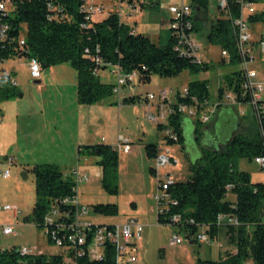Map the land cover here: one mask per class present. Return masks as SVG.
Wrapping results in <instances>:
<instances>
[{
  "label": "trees",
  "instance_id": "trees-1",
  "mask_svg": "<svg viewBox=\"0 0 264 264\" xmlns=\"http://www.w3.org/2000/svg\"><path fill=\"white\" fill-rule=\"evenodd\" d=\"M3 1V0H2ZM8 12H0V23L9 26L6 41L0 42V59L8 61L15 58H36L43 65L69 64L77 72V100L82 105L98 104L114 93L115 85L102 82L100 72L110 66H119L125 75L138 73L140 81L151 82L154 74L171 78L183 71L192 74L207 72L211 62H197L194 57L181 55L175 48L174 35L167 45L159 46L152 40L136 32L120 21L117 13L112 12L104 20L88 17L81 8L86 0H4ZM134 0H122L131 3ZM142 11L146 8L157 9L159 0H137ZM193 7L206 15L210 0H191ZM233 1V0H231ZM256 3L259 0H253ZM50 3L54 9H50ZM124 5V4H123ZM61 9H63L61 11ZM237 12V10L235 11ZM222 16L224 15L221 13ZM251 23H264V12L249 16ZM202 20H197L195 28L205 40L228 50L231 61L223 58V64L239 63L234 42V32L230 21L221 17L211 21L207 32L200 28ZM137 25V23H136ZM25 39L21 45L20 39ZM97 59L101 62L98 63ZM6 71V68L3 67ZM0 87V99L10 98L17 93L16 86L9 83L5 76ZM245 75L240 70L225 77L223 86L218 89L219 98L227 90L237 93L243 91ZM131 83V82H130ZM188 96L176 95L174 107L179 103H210L212 95L208 80L191 81L187 86ZM242 100V99H241ZM241 102L247 103L245 99ZM125 104H134V97L124 99ZM184 115L172 113L167 124L159 123L161 129H172L178 139L164 137L165 145H184ZM241 119L233 126L223 143L202 148L200 158L190 162L189 177L175 183L167 190L168 207L164 213L158 210L160 224L178 225L185 229L188 238L198 242L199 228L205 227L213 235L225 234L227 242L234 246L217 260L199 259L184 264H264V183H253L251 175L239 168L241 160L253 161L264 153V137L256 124L250 135L236 132L244 124ZM202 123L194 120L195 135L199 141L203 135ZM149 158L159 155V146L146 147ZM79 156H95L102 168V185L107 193L116 195L118 152L111 145H81ZM35 178L36 202L31 215L25 220L43 228L51 204L71 196L74 182L64 177L63 171L55 164H38L25 169ZM151 173L157 176L156 167ZM231 186V190L227 187ZM229 191L235 193V202L226 200ZM60 210H64L63 207ZM96 210L106 215L116 212L115 205H99ZM226 214L235 217L239 224L226 221L217 223V217ZM175 215L179 220H173ZM69 218L66 219L68 222ZM58 254L22 255L18 248L0 249V264H59ZM79 264H116L113 250L107 252L103 260L83 259Z\"/></svg>",
  "mask_w": 264,
  "mask_h": 264
},
{
  "label": "rangeland",
  "instance_id": "rangeland-1",
  "mask_svg": "<svg viewBox=\"0 0 264 264\" xmlns=\"http://www.w3.org/2000/svg\"><path fill=\"white\" fill-rule=\"evenodd\" d=\"M211 2L216 3L215 0ZM107 4L109 8L103 13L95 15V19L104 20L111 11L119 12L117 9V5H121L119 0ZM256 9L258 13L264 12V0L257 2ZM199 15L200 20H202L200 28L203 32H207L211 21L215 20L218 12L214 7L208 9L207 15L200 10ZM171 16L167 3H162L157 9L146 8L140 13L132 15L129 14L126 7L121 10L123 23L130 27H136L138 34L149 37L152 42L159 46L167 45L170 40ZM253 30L254 37L258 38L260 31L264 30V23H257ZM201 34L196 32L194 36L202 44L204 57L211 62L209 71L199 74L183 71L180 75L171 78L154 74L149 83L141 82L137 73L131 83L122 86L120 93L106 99L103 104H100L101 106H94L95 108L86 106L85 109H94L95 113L94 110L91 112L96 115L92 113V124L79 138L81 145H117L121 136L129 139L132 143L133 150L131 152L118 151L116 179L118 193L116 195L107 193L103 188L102 168L97 163L98 158L91 155L78 156V145H74V140L77 138L76 127L57 128L51 119L56 116L57 100L55 98L62 94L65 98L64 101L69 100L72 94L74 95L77 91L75 68L69 64L46 66L41 63L42 81L35 83L30 77L28 58H15L5 62L6 69L12 73L17 82V94L10 98L0 99V105L4 106L8 101H12L10 111L24 115L34 104L44 105L47 114L46 121L36 117L31 120L20 118L23 129L19 133L16 132L18 141L13 140V142L9 141L0 145V204L15 205L20 210L17 218L13 212H0V249L26 248L33 249L35 253L46 255H54L60 252L58 246L49 242L42 228L25 220L33 211L36 202V189L33 173L25 172L27 175L25 177L22 174L25 168L55 161L61 162L62 165L60 166L63 173L71 170V168H76L79 163L81 165L80 173L86 172L90 176V181L80 187V200L81 204L89 209L91 220L97 223L124 224L135 218L139 224L143 225L142 239L137 241L136 251L133 254L137 264H184L194 263L199 259L217 260L225 252L234 249V246L227 242L224 233L213 235L208 230L206 231L205 227H200L199 231H205L209 236V241L191 243L185 229H181L178 225L160 224L158 222L157 196L162 195L163 190L159 188L158 177L151 173V168L156 167V160L149 158L146 152V147L150 144H157L161 151L169 150L177 163L162 168L160 181L166 180L165 175L167 173L180 179V181H184L190 175L189 163L200 158L202 148L223 143L238 119H241L244 127H240L236 132H244L250 135L255 131L256 119L252 106L249 104L240 106L218 105L219 87L223 86L225 77L240 70L241 66L239 63L223 64L221 48L205 40ZM256 56L251 67L258 70L259 78L264 85V53L261 54L257 50ZM115 69L114 66H110L102 70L100 72L102 82L116 85L119 75L117 72H113ZM46 76L49 77L47 80L45 79ZM122 76L125 74L122 73ZM195 80H208L212 99L204 108V112L214 113L210 121L202 126L203 135L199 141L195 135L193 118L185 115L184 145L163 146L162 142L166 136V130L161 129L159 123L151 119L149 115L152 113L158 116L160 123L164 124L170 111V105L162 104L158 110L160 100L147 101L146 98L149 94L158 93L160 89H167L172 91L170 101L175 104L176 91H182L191 81ZM40 87H44V89L42 90ZM45 88L49 91L47 92ZM57 88H60L59 91H56ZM119 97L121 100L118 102ZM131 97L136 99V103L122 107L124 99ZM242 113L245 115L243 116ZM45 124H47L46 128L44 127ZM31 125L33 128L27 130L26 126ZM32 130L35 131L34 135L28 133ZM52 138L58 139L55 145L50 142ZM60 139L64 142L62 151H60ZM115 139H117L116 142ZM58 149L62 154L56 157L53 153ZM10 158L14 160V164L11 166H9ZM239 168L251 175L253 183H264V170L255 160L243 159L239 163ZM6 169L11 171V177L8 179L1 175L2 171ZM236 199L235 193L229 191L226 200L235 202ZM99 205H115L116 212L112 215L100 213L96 210V206ZM6 225H13L15 232L10 235L3 234L2 228ZM175 233L181 238L179 244L176 245L172 243Z\"/></svg>",
  "mask_w": 264,
  "mask_h": 264
},
{
  "label": "built area",
  "instance_id": "built-area-1",
  "mask_svg": "<svg viewBox=\"0 0 264 264\" xmlns=\"http://www.w3.org/2000/svg\"><path fill=\"white\" fill-rule=\"evenodd\" d=\"M210 0L209 9L216 8L218 15L215 19L224 17L227 18L233 28L234 42L236 51L239 56V64L241 66L240 71L244 73L245 80L243 83V91L237 93L234 90H227L223 93L222 97L218 96L219 106H240L244 103L243 99L253 108V114L255 121L261 135L264 137V85L259 78V72L257 69L251 67V64L256 60V51L261 54L264 53V30H261L258 38L253 35V29L257 23H251L249 16L257 14L256 2L253 0H215L216 3H212ZM108 2H116V0H86L82 5V10L88 12V17H94L100 13L106 11ZM160 5L162 3L169 4V11L171 13V27L170 31L174 35L175 48L181 55H187L194 57L197 62L206 60L202 53V44L198 42L194 36L198 30L195 28L196 18L195 10L191 0H159ZM50 9H54V4L50 3ZM123 7L128 9L130 15L137 14L142 11L140 3L134 0L131 3L124 2V5H117L119 12H115L121 19V10ZM63 9H61L62 11ZM203 10V9H202ZM201 10V11H202ZM237 10V12H235ZM0 12H8L7 4L3 0H0ZM109 13V14H110ZM223 13L224 15L222 16ZM9 26L0 23V42L6 41L8 37ZM199 33V32H198ZM21 45L25 44V39H20ZM259 49H257L258 47ZM222 58L227 62L231 61V56L228 50H221ZM5 62L0 59V87L5 76H9V83L17 87V82L12 76V73L5 67ZM100 63L101 60L97 59ZM28 68L30 77L34 81H40L42 79V66L41 63L32 58H28ZM118 82L114 87V93H120L122 86L132 82L136 73L122 76V70L118 66ZM172 91L167 89H160L158 93H152L147 96V101L159 99L162 104H169L170 111L167 114V120L164 124L168 123V117L172 113H178L192 117L193 120H199L206 124L210 121L214 112H204V108L209 104H200L197 100H194L195 104L179 103L176 107L170 101V94ZM179 93L181 97L188 96L187 87L182 91L177 90L175 97ZM242 99V100H241ZM243 116L245 115L242 113ZM164 116V115H163ZM149 117L155 122L160 123L159 117L150 114ZM3 123L1 108H0V125ZM166 135L170 136L173 140L178 139V135L170 128L166 129ZM131 141L121 136L118 139V144L113 145V150L116 152L132 151ZM256 163L264 170V153L257 156ZM177 161L172 156L169 150H165L159 153L156 158V173L159 180V188L163 190V194L157 196L158 210L164 213L168 207L169 199L167 190L175 183V178L170 173H167L166 180L161 182V170L168 165L175 164ZM14 164L12 158L9 159V166ZM64 177L71 179L74 182L73 194L67 196L51 204V208L46 216V222L43 226L44 234L49 242L54 243L60 248L58 255L61 256L59 264H79L83 259L88 260H103L109 250H113L116 264H137L135 257L133 256L136 251L137 241L142 239L143 225L139 224L138 220L133 218L128 220L124 224L116 223H97L91 220L89 217V209L81 204L80 200V187L82 184L90 181V176L87 173H80V168L76 167L69 172L63 173ZM1 175L4 178L11 177L10 169L2 171ZM231 190V186L227 187ZM63 207L64 210H60ZM13 212L15 217H18L20 210L15 205H1L0 212ZM69 218L68 222L66 219ZM179 216L175 215L173 220H179ZM228 220L229 223L238 225L239 221L235 217L227 218L226 214H220L217 217V223L221 224L223 221ZM15 232L13 225H6L2 228V233L10 235ZM198 240L200 242L209 241V236L205 231L198 234ZM181 241L180 236L175 233L172 239L173 244H179ZM18 252L22 255H37L42 253H35L33 249H18Z\"/></svg>",
  "mask_w": 264,
  "mask_h": 264
},
{
  "label": "crops",
  "instance_id": "crops-1",
  "mask_svg": "<svg viewBox=\"0 0 264 264\" xmlns=\"http://www.w3.org/2000/svg\"><path fill=\"white\" fill-rule=\"evenodd\" d=\"M114 67L116 69L113 72L119 73L118 66H114ZM48 78L49 77H47V76L45 77L46 80ZM41 81L42 80H40L39 83H41ZM40 89L43 90L44 87H40ZM45 89H47V88H45ZM59 89L57 88L56 91H59ZM48 91L49 90L47 89V92ZM55 99L57 100V102H56L57 105L55 106L57 108L55 110L56 116H53L51 118L53 120V125H55L57 128L58 127H67V126L76 127L78 139L76 138V140H74V145L75 146L78 145V149H79V147L81 146L79 138L83 135L85 130H87L90 127V124H92L91 123L92 122L91 117L93 116L92 113L93 112L95 113L94 109H85L86 106H88L90 108H95L94 106H98V105L101 106L100 104H103V102L105 100L98 103V104H94V105H82L77 100V91L74 95L72 94V96L70 97L69 100L64 101L65 98L62 94H60V97H57ZM120 100H121V98L119 97L118 102ZM53 102H55V101H53ZM12 104H13L12 101H10V102L8 101V103H6V105H4V106L0 105L2 118H3V123L0 125V145L5 144L6 142H9V141L13 142V140L15 142L18 141V138L16 137V132L19 133V131L23 129V126L20 123V122H22V121H20V118H26L27 120H31L33 118L35 119V117H36L38 119L43 118V120L46 121L47 109L44 105L41 106L38 104H36V105L34 104L33 107L30 110H28L24 115V114H21V113L19 114L16 112L12 113V111H10ZM125 105H127V104L123 103L122 107H124ZM39 106H41L42 108ZM148 106H150V105L148 104ZM102 108H104V107H102ZM160 108H161V103H159V105H158V110H160ZM92 110H94V111L91 112ZM94 115H96V114H94ZM73 123H74V125H72ZM193 123H194V120H193ZM46 126H47V124H45L44 127L46 128ZM26 128H27V130H31L33 128V125L26 126ZM28 133L29 134L31 133V135H34L35 131L32 130V131H29ZM36 133H37V129H36ZM26 134H27V131H26ZM116 140L117 139H115V142H116ZM57 141H58V139L52 138L50 142L55 145L57 143ZM60 143H61V150L60 151H62V149H64V142H62L60 139ZM88 145H96V144H88ZM113 145H115V144H113ZM113 145H111V146H113ZM162 145L166 146L164 141L162 142ZM59 149H58V151L56 150L55 153H53L54 156L57 157V155L62 154L59 151ZM132 150H133V148H132ZM161 152H163V151L159 150V153H161ZM78 156H79V154H78ZM60 163L61 162L55 161V162H52L50 164H55V165L59 166L61 169L60 165H62V164H60ZM29 167H31V166H29ZM76 167L81 168V165L78 163V165ZM25 169H24V172L22 173L24 177L27 176L25 172H27L28 174L30 173V172L26 171ZM28 169H30V168H28ZM72 169L73 168H71V170ZM71 170H69V171H71ZM69 171H67V172H69ZM64 173H66V171H64Z\"/></svg>",
  "mask_w": 264,
  "mask_h": 264
},
{
  "label": "water",
  "instance_id": "water-1",
  "mask_svg": "<svg viewBox=\"0 0 264 264\" xmlns=\"http://www.w3.org/2000/svg\"><path fill=\"white\" fill-rule=\"evenodd\" d=\"M194 10H195V18L197 19V20H200L201 18H200V15H199V13H200V10H197L196 8H194ZM204 37V39H206L205 38V36H203ZM35 83H39V81H35ZM191 243H194L193 241H190Z\"/></svg>",
  "mask_w": 264,
  "mask_h": 264
},
{
  "label": "bare ground",
  "instance_id": "bare-ground-1",
  "mask_svg": "<svg viewBox=\"0 0 264 264\" xmlns=\"http://www.w3.org/2000/svg\"><path fill=\"white\" fill-rule=\"evenodd\" d=\"M119 1H120V4H121V5H123V4H124V2L122 3V0H119Z\"/></svg>",
  "mask_w": 264,
  "mask_h": 264
}]
</instances>
